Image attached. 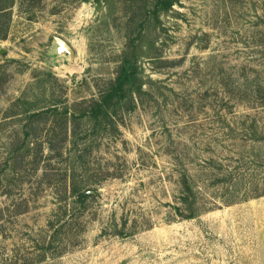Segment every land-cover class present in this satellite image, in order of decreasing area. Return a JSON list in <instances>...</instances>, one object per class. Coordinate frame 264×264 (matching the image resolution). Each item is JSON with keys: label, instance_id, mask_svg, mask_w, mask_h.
Listing matches in <instances>:
<instances>
[{"label": "rangeland", "instance_id": "rangeland-1", "mask_svg": "<svg viewBox=\"0 0 264 264\" xmlns=\"http://www.w3.org/2000/svg\"><path fill=\"white\" fill-rule=\"evenodd\" d=\"M153 4L18 0L0 41V264L31 262L63 205L78 243L34 264H264V0ZM125 55L145 93L95 131L80 104ZM184 172L193 219L175 213ZM72 178L95 194L84 209L62 201Z\"/></svg>", "mask_w": 264, "mask_h": 264}, {"label": "trees", "instance_id": "trees-1", "mask_svg": "<svg viewBox=\"0 0 264 264\" xmlns=\"http://www.w3.org/2000/svg\"><path fill=\"white\" fill-rule=\"evenodd\" d=\"M176 2L178 0H154L152 8L144 9L145 16L159 18L162 13L170 11ZM16 5H18V0H0V41L6 40L10 33ZM20 13L22 14L21 8ZM144 26L145 22H142L140 28H144ZM130 45L132 46L131 42ZM6 73L4 66L0 64V92L10 79L9 74ZM143 86L144 83L136 61L125 55L118 64L116 76L110 81L108 88L101 92L98 99L82 102L80 104L82 108L77 117L88 122L91 129L101 133H106L110 127L117 128V118L126 111V107L130 106V110L136 108L138 99L145 93ZM46 111L35 112L33 116H39L43 112L47 113ZM72 179L70 186L64 187V193L70 192V195L65 196L62 201L66 202L68 198H73V207L84 209L95 194H92V190L89 188L81 186L74 178ZM178 183L180 198L179 204L174 206L176 215L182 219H193L199 216L206 208L198 202L194 180L187 172H184L180 174ZM262 195H264V191ZM248 197L249 192L246 191L245 198ZM67 212V205L59 206V209L53 212L47 223L48 230L45 231V234L48 236H46L44 244L41 245V239L40 244L34 246L41 252L34 253L32 261L26 264L41 263L50 258L60 257L67 252L70 246L78 243L81 233L77 228L78 221L68 220Z\"/></svg>", "mask_w": 264, "mask_h": 264}, {"label": "water", "instance_id": "water-1", "mask_svg": "<svg viewBox=\"0 0 264 264\" xmlns=\"http://www.w3.org/2000/svg\"><path fill=\"white\" fill-rule=\"evenodd\" d=\"M58 42V52L59 54H69L70 56H74V50L71 45L63 40L62 38H56ZM3 53V51H1Z\"/></svg>", "mask_w": 264, "mask_h": 264}, {"label": "crops", "instance_id": "crops-1", "mask_svg": "<svg viewBox=\"0 0 264 264\" xmlns=\"http://www.w3.org/2000/svg\"><path fill=\"white\" fill-rule=\"evenodd\" d=\"M57 38V37H56Z\"/></svg>", "mask_w": 264, "mask_h": 264}]
</instances>
